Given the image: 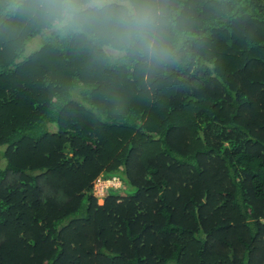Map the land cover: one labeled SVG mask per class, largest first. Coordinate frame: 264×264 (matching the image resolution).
<instances>
[{"label":"trees","instance_id":"trees-1","mask_svg":"<svg viewBox=\"0 0 264 264\" xmlns=\"http://www.w3.org/2000/svg\"><path fill=\"white\" fill-rule=\"evenodd\" d=\"M167 3L153 70L0 0V264H264V0Z\"/></svg>","mask_w":264,"mask_h":264},{"label":"clouds","instance_id":"clouds-1","mask_svg":"<svg viewBox=\"0 0 264 264\" xmlns=\"http://www.w3.org/2000/svg\"><path fill=\"white\" fill-rule=\"evenodd\" d=\"M33 11L59 38L112 62L158 70L185 54L187 37L167 0H33Z\"/></svg>","mask_w":264,"mask_h":264},{"label":"rangeland","instance_id":"rangeland-1","mask_svg":"<svg viewBox=\"0 0 264 264\" xmlns=\"http://www.w3.org/2000/svg\"><path fill=\"white\" fill-rule=\"evenodd\" d=\"M4 21L1 23V25H4ZM35 43V40H33L31 43ZM34 45V44H33ZM32 44L27 46L28 51L31 50V48L33 47ZM1 148V147H0ZM2 149V148H1ZM3 150V149H2ZM104 178H102V176L97 177L94 180L93 183V188H92V194L93 196L96 198L98 204H102L104 201V198L107 196V188L108 187H112V188H118V186H120V183L118 184V180H114V181H106L105 183L102 182ZM123 186V185H122ZM131 189L127 188V190L124 189H119V190H114V192H119L120 194L123 195H127L128 191H130Z\"/></svg>","mask_w":264,"mask_h":264},{"label":"built area","instance_id":"built-area-1","mask_svg":"<svg viewBox=\"0 0 264 264\" xmlns=\"http://www.w3.org/2000/svg\"><path fill=\"white\" fill-rule=\"evenodd\" d=\"M111 180L114 181V180H116V179H103L102 182L105 183L106 181H111ZM119 183H120V182L118 181V184H119Z\"/></svg>","mask_w":264,"mask_h":264}]
</instances>
